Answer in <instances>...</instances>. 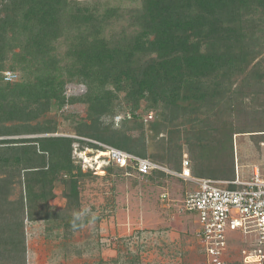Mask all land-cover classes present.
Masks as SVG:
<instances>
[{"label": "trees", "instance_id": "trees-1", "mask_svg": "<svg viewBox=\"0 0 264 264\" xmlns=\"http://www.w3.org/2000/svg\"><path fill=\"white\" fill-rule=\"evenodd\" d=\"M139 2L134 9H121L90 8L74 0H0V125L37 121L47 115L53 101L60 108L81 102L87 105L89 122L80 124L78 129L86 131L79 130V137L150 159L123 146L121 132L110 133L108 126L101 127L105 117L122 108L121 94L135 121L145 103L152 109L167 110V119L173 124L176 113L210 109L219 100L232 102L231 87L241 74L249 75L245 85L250 81V86L255 78H264L263 71L249 70L252 63L253 67L260 64L255 62L254 47L245 45L254 35L246 30L256 31L249 28H256L258 14L257 28L264 30V0ZM10 57V69L20 67L24 80H4ZM72 85L85 88L79 95L83 97L72 99L66 94ZM160 124L154 122L152 128L158 130ZM4 128L0 137L14 134L11 128ZM87 128L91 134H84ZM55 130L49 125L35 132L47 135ZM76 142L103 152L95 143L65 137L0 141L3 168L11 161L9 152H14V165L23 166L24 173L20 180L24 191L15 203L9 201L12 178L0 179V215L4 216L9 206H15L17 213L13 224L0 223V264H25L26 220L36 221L43 215L44 220L59 219L49 218V203L59 178L68 185L69 205L78 204V177L83 174L81 166H76L78 174H73L72 147ZM113 169L133 171L113 165L107 168ZM156 176L169 175L154 171L142 177ZM194 177L217 180L205 173Z\"/></svg>", "mask_w": 264, "mask_h": 264}, {"label": "rangeland", "instance_id": "rangeland-1", "mask_svg": "<svg viewBox=\"0 0 264 264\" xmlns=\"http://www.w3.org/2000/svg\"><path fill=\"white\" fill-rule=\"evenodd\" d=\"M74 1L90 8L119 6L134 9L140 5L139 0ZM257 18L258 26L260 14ZM257 26L249 28L256 30L254 33L246 30L254 35L246 39L245 45L254 47L255 62L260 64L253 67L252 63L249 70L264 72V30ZM64 50L65 46L61 52ZM5 66L16 75V82L26 78L20 67L10 69L11 57ZM0 74L1 83L3 73ZM235 79L230 93L232 102L219 100L210 109L189 111L186 115L176 113L178 118L173 124L167 119L170 117L167 110L152 109L145 103L137 111L139 119L135 121L121 94L122 108L117 109L114 116L105 117L101 127L108 126L110 133L121 132L123 146L173 171H179L182 161L187 158L194 176L205 173L217 180H233L236 172H240L241 179L248 181L254 168H258L264 177V78L261 81L255 78L252 86L250 81L245 85L249 75L241 74ZM84 90V87L72 85L66 94L72 95V99H80ZM55 104L53 101L47 115L28 125L19 121L1 124L0 130L6 126L14 134L0 137V141L53 136L90 142L78 133L79 130L86 131V128L78 129L80 124L89 122L87 105L75 102L60 108ZM157 121L162 125L154 130L152 124ZM49 125L56 127L53 134L35 132ZM174 131L178 133L171 134ZM2 148L0 145V156ZM72 148L73 174H78L76 166L82 167L83 174L78 177V204L69 205L68 185L59 178L49 203L52 208L49 218L59 216V219L44 220L43 215L36 221L25 222V264H203L194 235L195 219L182 211L183 196L189 188L193 189V184L172 176L142 177L136 175L135 170L136 173H123L119 169L110 172L107 168L111 165L106 157L96 150L78 142ZM9 154L11 161L7 168L4 169V163L0 161V179L12 178L9 201L15 203L24 191L20 184L24 173L23 166L14 165V152ZM6 211L4 216L0 215L2 226L16 220L15 206L6 207ZM251 241L249 238L246 243L237 240L230 245V264H242L241 250Z\"/></svg>", "mask_w": 264, "mask_h": 264}, {"label": "built area", "instance_id": "built-area-1", "mask_svg": "<svg viewBox=\"0 0 264 264\" xmlns=\"http://www.w3.org/2000/svg\"><path fill=\"white\" fill-rule=\"evenodd\" d=\"M5 72L4 80H16ZM91 142V141H90ZM103 148L97 151L108 163L123 170H135L141 176L164 172L185 183L193 184L185 192L182 211L195 219L197 239L203 264H229V247L237 240L248 242L241 250L242 264H264V177L254 168L252 178L244 181L240 172L233 180L202 179L193 176L190 162L182 161V170L173 171L150 159L140 158L114 147L92 142Z\"/></svg>", "mask_w": 264, "mask_h": 264}, {"label": "bare ground", "instance_id": "bare-ground-1", "mask_svg": "<svg viewBox=\"0 0 264 264\" xmlns=\"http://www.w3.org/2000/svg\"><path fill=\"white\" fill-rule=\"evenodd\" d=\"M97 156V155H96Z\"/></svg>", "mask_w": 264, "mask_h": 264}]
</instances>
